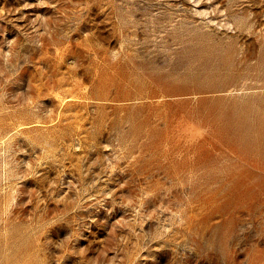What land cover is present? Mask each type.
Instances as JSON below:
<instances>
[{
    "label": "rangeland",
    "instance_id": "obj_1",
    "mask_svg": "<svg viewBox=\"0 0 264 264\" xmlns=\"http://www.w3.org/2000/svg\"><path fill=\"white\" fill-rule=\"evenodd\" d=\"M0 264H264V0H0Z\"/></svg>",
    "mask_w": 264,
    "mask_h": 264
}]
</instances>
